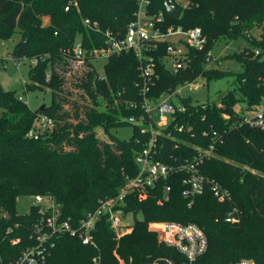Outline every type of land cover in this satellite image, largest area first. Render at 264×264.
Instances as JSON below:
<instances>
[{
	"label": "trees",
	"instance_id": "obj_1",
	"mask_svg": "<svg viewBox=\"0 0 264 264\" xmlns=\"http://www.w3.org/2000/svg\"><path fill=\"white\" fill-rule=\"evenodd\" d=\"M68 1L75 4L65 10ZM185 1L177 18L167 14V0H151L147 5L149 13L163 12L166 25L198 26L206 39L201 49L189 50L187 68L176 73L166 66L163 44L151 52L157 78L149 98L156 100L198 76L207 84L228 74L205 67L206 53L217 42L243 37L249 44L230 55L242 71L218 103L179 97L186 109L176 113L158 134L155 158L180 162L194 155L192 145L205 148L213 142L214 155L200 171L226 190L228 197L217 200L206 188L187 206L182 196L184 173L176 172L155 181L144 199L135 191L124 196L122 217L141 215L128 225L130 230L117 235L102 217L95 224L92 244L68 234L57 236L46 251V264H92L93 257L98 264H148L162 257L173 264L232 263L242 258L264 264V131L231 124L238 104L240 108L257 104L264 94V34L256 40L249 33L264 22V0ZM136 8L137 0H0V39L19 33L11 57L37 59L28 70L24 92L50 90V103L33 110L15 90L0 86V264H10L32 242L29 235L37 209L30 205L19 214L17 196L49 195L59 205L62 218L76 224L101 199L117 195L127 177L136 174L134 156L149 139V133L128 122V117L139 116L141 108L125 104L141 100L136 85L140 82L138 59L132 51L112 53L100 74L88 57L86 68L73 78L79 91L73 93L71 88L64 89L73 66L63 52L77 39L88 51L105 47L104 35L88 29L84 18L97 21L103 32L122 36ZM71 92L81 100L72 98ZM38 115L51 117L53 124L32 138L27 132ZM180 124L191 129L178 131ZM127 125L131 126L128 139L111 132ZM166 186L169 191L164 200ZM233 209L237 220L228 222L225 218ZM167 220L198 225L207 239L205 252L186 263L174 248L159 243L147 224ZM15 223L17 227L5 233ZM13 238L18 242L12 244Z\"/></svg>",
	"mask_w": 264,
	"mask_h": 264
},
{
	"label": "built area",
	"instance_id": "obj_2",
	"mask_svg": "<svg viewBox=\"0 0 264 264\" xmlns=\"http://www.w3.org/2000/svg\"><path fill=\"white\" fill-rule=\"evenodd\" d=\"M151 0H137V8L134 12V18L128 23L125 33L119 36L110 30L104 32L100 30L97 21L84 18V25L95 32H101L104 35L105 47L99 49L87 50L83 46L81 39L74 41L73 45L63 52L68 61L73 65L86 63V59L94 63L96 59H105L112 53L132 51L138 59V70L140 82L136 83L141 100L136 103L133 100L125 104L130 108H141L138 117H128V122L138 125L140 132L149 133V139L145 146L134 156V161L138 167L133 177H127L125 186L112 197L101 199L91 211L73 224L68 219L62 218L59 205L51 196L35 194L32 196L31 205L36 207V217L31 224L30 238L32 242L29 246L15 258L10 264H46V251L54 245L57 236L68 234L76 236L83 244H92L94 239V229L97 220L105 217L110 228L117 235L130 230L128 224L122 216V200L129 192H137L139 197L144 199L148 195L149 187L153 186L155 181L166 179L176 172L184 173L182 184V196L187 201V206H191L195 198L203 194L207 188L217 200H223L228 197L226 190L211 178L206 177L200 167L203 162L214 155V143L210 142L208 147L192 145L196 151L189 159L180 162L164 163L155 158L157 136L166 128L170 119L178 113L185 111V105L179 101V97L185 96L181 90L193 91L198 89L200 76L191 81L179 84L175 89L168 90L159 95L156 100L149 98L148 94L157 74L154 68L152 51L164 47L166 66L173 72H179L188 66V52L190 49H201L205 43V36L200 27L196 26L189 29H183L180 26L166 25L162 11L149 13L147 5ZM75 2L68 1L64 7L65 10ZM170 8H180L185 4L181 0H167ZM205 67H211L213 63H221L219 55H213L209 50L205 56ZM37 59L31 58V63L35 64ZM102 72V70H98ZM49 73L46 75V80ZM235 119L231 122L233 125H245L251 128L264 131V94L259 98L257 104L236 110ZM225 118L229 115L223 114ZM53 124L51 117L38 115L32 127L28 130L27 136L37 138L41 132L50 128ZM178 131L190 130L191 127H184L182 124L176 125ZM168 135L170 133H167ZM169 186L164 188L163 199L167 200ZM235 209L231 210L225 220L235 222ZM17 227L15 223L12 227H7L5 233H10ZM127 227V228H125ZM147 229L156 234L159 243L174 248L185 258L186 263L194 261L202 255L207 248V239L203 230L195 223H180L176 221H151L147 224ZM18 238L11 239V243L18 242ZM92 264H98L96 257L92 258ZM148 264H173L169 258L162 257ZM210 264H254L251 259L242 258L232 263H210Z\"/></svg>",
	"mask_w": 264,
	"mask_h": 264
},
{
	"label": "rangeland",
	"instance_id": "obj_3",
	"mask_svg": "<svg viewBox=\"0 0 264 264\" xmlns=\"http://www.w3.org/2000/svg\"><path fill=\"white\" fill-rule=\"evenodd\" d=\"M182 3L186 2L181 0ZM252 37L256 40H261L264 34V22L258 26H254L250 32ZM19 39V33L13 32L9 37L5 39H0V86L3 89L15 90L16 93L21 96L27 105L35 110L43 104L50 103V90L40 89V90H30L24 92L23 84L28 82V70L33 65L31 59L27 57H21L19 60H14L11 57V49L13 48L15 42ZM249 43L243 37H238L228 43L217 42L211 49L213 55L221 56V63H213V67L219 68L222 70L228 71V74L216 77L209 80L206 84L204 78H199V83L201 86L193 91L181 90L183 94L189 95L193 101L203 102L208 100L209 102L218 103L220 96L228 89L234 86V79L238 72L242 71L241 64L236 61L234 58L230 57L235 51L241 50L244 46H247ZM229 56V57H228ZM94 63L97 66V69L100 71L103 69V64L105 59H96ZM71 78H68L66 73V78L68 82L66 83L64 89H72L73 93H78V88H76L72 82L74 77L77 76L82 68H86V64L73 65ZM71 92L72 98H78L75 94ZM79 100L80 97L78 98ZM240 104L236 106V109L240 108ZM112 133L117 135L119 138L128 139L131 135V126H121L111 130ZM32 203V196L30 195H20L16 197L15 200V209L19 214H24L29 210V206ZM134 219H141V215L128 214L126 215L123 222L128 225L133 223ZM120 264H123L120 261Z\"/></svg>",
	"mask_w": 264,
	"mask_h": 264
},
{
	"label": "water",
	"instance_id": "obj_4",
	"mask_svg": "<svg viewBox=\"0 0 264 264\" xmlns=\"http://www.w3.org/2000/svg\"><path fill=\"white\" fill-rule=\"evenodd\" d=\"M165 10L169 16L172 18H177L181 13V8H170L168 4L165 5ZM44 104L39 107V109H43Z\"/></svg>",
	"mask_w": 264,
	"mask_h": 264
}]
</instances>
